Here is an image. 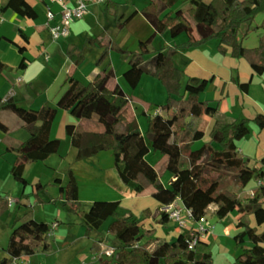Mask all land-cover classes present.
<instances>
[{
  "label": "trees",
  "instance_id": "trees-1",
  "mask_svg": "<svg viewBox=\"0 0 264 264\" xmlns=\"http://www.w3.org/2000/svg\"><path fill=\"white\" fill-rule=\"evenodd\" d=\"M180 1L186 3L180 6ZM9 8L23 17H37V11L28 0H6L0 12ZM259 12H264V0H149L141 13L153 31L140 43L138 50L129 52L112 41L109 47L130 55L129 63L138 64L146 74L157 78L167 91L166 102L147 117V127L142 132L137 120L127 114L130 97L126 91L118 83L112 87L107 84L114 76L111 67H104L90 81L82 80L74 73L68 74L55 104H43L33 110L37 122L24 121L17 126L25 129L28 136L5 147L6 152L12 151L16 155L10 173L23 185L20 198L32 194L38 203L60 201L63 210L79 215L86 236L109 220L107 230L115 238L117 251L112 258L100 256L97 264H215L210 249L187 247L185 240L191 238L193 232L189 229L182 230L173 241L155 237L148 246L138 245L141 238L139 217L131 210L121 211L120 200H94L87 209L80 210L78 182L71 168L67 170L66 184L59 187L61 196L40 197L39 192H45L48 187V183L40 181L33 184L30 193L24 192L28 185L24 176L26 165L44 161L60 148L61 139L51 136L58 109L68 110L78 118L96 115L104 125L103 132H86L72 122L65 125V133L76 148V159L111 150L121 180L131 186L135 194L150 192L159 201L156 213L162 224L169 218L161 206L177 199L190 209L193 221L205 215L210 204L217 206L219 217L235 208L237 231L234 239L241 251L230 264H264V228L260 231L257 228L264 223V185L255 187L252 195H242L253 178L262 175L263 168L251 163L250 156L243 154L237 145V141L250 132V119L231 117L217 104L207 132L205 113L209 100L202 99L201 93L213 76L184 79L182 68L175 64L170 54L159 59L152 49L157 33L176 34L182 30L187 38L176 48L198 46L216 39L221 52L229 50L235 58H244L251 65L264 67V36L259 37L257 45L248 47L243 39L249 31L241 34L242 26L251 24ZM136 13L134 9L116 25L124 27ZM22 35L27 39L24 33ZM85 42L90 46H103L96 37L86 38ZM107 49L106 46L97 63L105 58ZM67 53L75 66L85 59L83 46L70 43ZM8 67L0 58V74ZM231 80L242 92L248 90L251 82L250 79L241 81L237 73ZM10 128L0 118V129L7 132ZM162 135H168L163 142L159 141ZM151 150L162 155L157 165H152L146 158ZM261 161L264 163V157ZM166 172L172 178L164 183L161 177ZM251 215L256 225H251ZM28 216L26 212L13 219L5 247L7 255L0 260L1 264H11L23 255L52 250L49 224ZM247 238L250 246L244 245Z\"/></svg>",
  "mask_w": 264,
  "mask_h": 264
},
{
  "label": "crops",
  "instance_id": "crops-1",
  "mask_svg": "<svg viewBox=\"0 0 264 264\" xmlns=\"http://www.w3.org/2000/svg\"><path fill=\"white\" fill-rule=\"evenodd\" d=\"M28 1L37 11V17L35 18L23 17L11 8L0 12V35L3 36V39L0 41V58L9 66L0 74V95L2 97L0 102V118L11 126L9 131L5 132L6 135L17 130H22L21 138L25 139L28 136V132L17 126L24 121L37 122L33 110L38 109L43 104H55L65 87L63 83L68 74L74 73L79 77V74L82 73L84 80L90 81L104 67H111L114 71V76L107 83L108 86L112 87L118 83L130 97L127 107L129 118H135L142 110H145L151 116L160 108L159 105L155 107L153 113L148 112V107L145 105L142 106L141 99L134 97L136 90L144 92V85L146 86L150 83L147 78L148 76L138 64L129 63L130 55L121 54L109 47V42L112 41L129 52L138 50L140 43L153 31L152 25L141 13V9L148 4L149 0L90 1L85 14L72 21L68 34L57 39L51 37L49 25L58 22L60 19V11L64 7L74 6L77 0ZM5 2L6 0H0V7ZM185 3V1H180L179 5L182 6ZM49 9L55 13L54 19H48L47 10ZM134 9L137 10V13L124 27L119 28L116 25L117 22L122 21ZM138 18L144 22L145 28L149 32L147 35H141L133 29V21ZM250 25L248 23L244 24L243 32L249 31ZM106 26H114V33L110 34ZM22 33L27 36V39ZM181 33V31H178L176 34L166 32L163 34L157 33L152 41L154 53L158 55L159 59H162L166 53L170 54L175 64L182 68L184 79L190 76L200 78H210L213 76L212 81H210L201 93L202 99L209 100L205 113L207 132L211 128L213 112L217 104L219 108L231 117L249 118L250 132L246 137L238 140L237 145L243 154H259L260 162L253 163L256 166H262L264 169V164L261 161L262 157H264V67L251 65L244 58H235L230 55L229 50L221 52L217 46L218 41L216 39H212L198 46L176 48L175 46L177 44L185 41L187 38L185 34L184 38L177 39L178 35H182ZM95 37L103 46H90L85 42L86 38ZM159 37H163L164 39L167 37L165 43H157L156 40ZM70 43L83 46L85 59L78 66H75L73 60L67 53V47ZM106 46L108 47V51L105 58L100 63H97L98 58ZM90 51L94 55L93 65L86 68L87 54ZM115 53L121 55L120 59L123 66L120 73L113 63V55ZM235 73H237L241 81L251 80L247 91H240L237 85L231 80V77ZM127 88L132 91L131 94H129ZM131 112L133 117L130 116ZM9 116L15 118V121L3 119ZM59 120L64 124L63 128H65L67 123L72 122L86 132H103L105 129L96 115H93L91 118H78L68 110L58 109L51 126V136L61 139L60 148L57 153L50 155L46 160L36 161L26 165L24 176L28 181V185L25 187L24 192L30 193L33 190L31 186L40 181L41 183H48V187L51 185L57 186L58 194L56 197L61 196L59 187L66 184L68 180L67 170L71 168L78 182L80 210L87 209L88 204L94 200H120L121 211L131 210L139 217L141 223V238L137 242L138 245L148 246L155 237H162L168 241L176 239L179 233L185 228L180 227L175 221L170 219L165 224L159 223L160 215L156 213L159 201L150 192L135 194L133 188L121 180L115 168L111 150H102L96 155L76 159V148L70 143L71 146H68V153L62 152L63 140L70 141V139L69 136L68 139L64 136L66 134L65 130L64 135H60L61 133L57 135L53 134L54 126ZM139 127L144 132L147 125L142 127L139 124ZM167 138L168 135H162L159 141L163 142ZM24 139H19L18 141ZM200 143L201 141L197 142L195 146ZM150 154H156V163H153L149 159ZM159 154L160 152L155 151L154 153V150H151L146 158L152 165H157L162 159V155ZM11 156L10 163L15 159L16 155L11 154ZM57 175L62 176L60 183H57L53 179ZM170 178L172 176L166 172L161 177V180L167 183ZM251 186H253V180L251 181V185H248L243 192L246 193V190ZM20 194L19 198L15 200L16 207L14 208V212L9 214L6 219V224L8 226L10 225V228L15 216L29 212L27 209L28 206L33 208L32 214L36 216L34 213L35 206L37 204L43 205L42 203H38L32 194L22 198H20ZM39 195L40 197H44L43 191L39 192ZM7 197L8 195L6 194L0 195V199L2 198L4 200V202L0 203V216L5 210H8L9 207L14 205V202L11 205L8 204ZM61 201H64V199H61ZM176 202L178 206L183 207L179 199ZM3 203L6 205L2 206ZM46 205L48 204L46 203ZM49 207L51 208V206ZM217 209L215 204L208 206L205 215L210 221V225L200 237L201 243L197 245V249L198 246H202L203 248L201 250L210 249L212 254L216 251L218 256H223L222 264H230L240 252L232 241V236L237 231V212L234 214L235 208H232L227 211L224 217H219ZM41 211L43 212L44 218L49 217L51 220L42 219L39 221H45L49 224L52 238L55 237L54 230L65 227L66 230H69L67 232L68 235H66V246L75 243L78 238L71 236V229L75 224H80L78 214L71 219L69 217L67 218L64 214L66 211L58 206L49 214L43 209ZM229 213H233L230 219L232 224L225 226L223 221L225 218H228ZM250 219L251 225H256L252 215ZM80 225L84 231L83 225ZM192 225L190 224V226ZM9 235L10 233L5 235L4 243L0 244V260L7 255L5 247ZM84 236L86 235L84 234ZM86 237L93 240L90 244L91 251L95 249V242L98 245L104 243L100 238L101 234L95 231ZM224 240L227 243L224 244ZM100 256H104L102 250L95 249L88 262L90 264H97ZM31 257L32 255H23L17 260L28 263ZM11 264H14V262Z\"/></svg>",
  "mask_w": 264,
  "mask_h": 264
},
{
  "label": "rangeland",
  "instance_id": "rangeland-1",
  "mask_svg": "<svg viewBox=\"0 0 264 264\" xmlns=\"http://www.w3.org/2000/svg\"><path fill=\"white\" fill-rule=\"evenodd\" d=\"M133 24H134L133 29H135L139 34L147 35V33H149L147 31V29L145 28L144 22L140 21L139 18L135 19L133 21ZM106 27H107L108 32L110 34L114 33V26L113 27L112 26H106ZM243 29H244V26L241 29V34L243 33ZM181 32H182L181 33L182 35H178L177 39H181V38L185 37V32L182 30H181ZM166 33H168V32H166ZM122 34H124V32H122ZM260 36H264V12H259L255 16L253 22L250 25V30H249L247 36L243 39L244 45L248 46V47H252V46L257 45ZM159 38L156 40L157 43H160V42L165 43V40L167 39V37H166V39H164L163 37L160 39ZM120 56H121L120 54H116V53L113 55V61H114L113 63L116 65L119 73H120V70L122 69V66H123V63L121 62ZM93 59H94L93 53L91 51L88 52L87 61H86V64H87L86 68H88V66H90V65H93V62H92ZM147 76H148L147 78L149 79L150 83L147 84L146 86L144 85V88H143L144 92L136 90L134 92V95H135L134 97L141 99V102L143 103L142 106L145 105L146 107H148L147 108V110H149L148 112L153 113L156 106H159V105H161V103L164 104L166 102L167 91H166L165 87L162 85V83L157 78H155L151 75H148V74H147ZM79 77L84 80L82 73L79 74ZM127 89L129 91V94H131L132 91L129 88H127ZM138 89H140V88H138ZM130 116L133 117L132 112L130 113ZM148 116H150V115L147 112H144L142 110L141 112L138 113V115H136L135 119L137 120V122L142 127H145L147 125V117ZM1 117H6V116H1ZM3 119L4 120L7 119L9 121H15V118H12L11 116H9L8 118H3ZM63 125L64 124H62L61 120H59L54 126L53 134L57 135V134L61 133L60 135H64V128H63L64 126ZM22 132H23L22 130H17V131L10 133V134L8 133L6 135L5 131H2L0 129V195L6 194V195H8V197L13 198L14 200L19 198V194L21 193V191L23 189V185L19 181L15 180L10 173V167H11L10 161H11V157H12L11 154H15V153L12 151L6 152L5 147L9 143H13L14 141H18L19 139H24V138H21ZM64 136L67 137V139H68V135L65 134ZM68 146H71L70 141L69 140H67V141L63 140L62 149H61L63 153L64 152L68 153V151H69ZM3 151H4V153H2ZM154 153H155V151H154ZM159 155H161V153ZM245 155L250 156L251 163L260 162L259 154H245ZM255 155H257V156H255ZM149 159L153 163H156V160H157L156 154H150ZM165 178H166V176H165ZM53 179H55V181H57V183H60L62 176L57 175V177L53 178ZM250 185H251V183L249 184V186ZM31 187H33V185ZM57 194H58V187L57 186L55 187L53 185L49 186L48 189L45 192H43V195L46 198L56 197ZM242 195H247V194H245L243 192ZM42 204L43 205L37 204V206H35L36 209H35L34 213L36 216H33V214H32L33 208L28 206V208H27L29 210V212H28L29 216L28 217H32V218L34 217V219L36 217V219H38V220H42V219L50 220L49 217L44 218L43 212L41 210L43 209L46 211L47 214H49V213L53 212L52 210L56 206L61 207L60 201H58L57 203H54V202L47 203L48 205H46V203H42ZM49 206H51V208ZM15 207H16V203L14 201V205L9 207L8 210H5V212L3 214H1V216H0V244L4 243L5 235H8L10 233L9 231H11L10 225L8 226L6 224V219H7L9 214H12L14 212ZM236 212H237V210L235 209L234 214H236ZM64 214L67 216V218L69 217L70 219L73 217H76L75 213L72 214V213H66L65 212ZM232 216H233V213H231V214L229 213L228 218L224 219L223 224L225 226H230L232 224V222L230 221ZM108 222H109V220H107L105 223H103V225L98 230L95 231L96 233L101 234L100 238L102 241H104V243L102 245H98V243L95 242L94 246H95L96 250L101 249L103 251L106 247H110V246L115 247V243H114L115 238L112 235V233L107 230ZM80 224L79 223L75 224V226L71 229V236L78 238L75 241V243H73L70 246H66L67 245L66 235H68L67 232L69 230L68 229L66 230L65 227H60L58 230H54L55 237L52 238V245H53L52 250L49 251L48 253H37L35 255H32V257L29 259L28 263L29 264H90L88 261H90L91 254L93 253V251H95V249L92 251L90 250L91 249L90 244H91V242H93V240L91 238H87L86 236H84V234H83L84 231H83ZM258 228H259V230H262L264 228V223L259 225ZM235 233L232 236V241L234 243H236L235 239H234ZM225 243H227V241L224 240V244ZM244 245L245 246L251 245V242L248 238L246 239ZM235 247H236V245H235ZM202 248H203L202 246H198V250H201ZM237 250L241 251L239 248H237ZM101 257L102 258H109V257H104V256H101ZM212 257L214 259V262L215 261L217 262V263L215 262V264H222L223 256H218L216 254V251L212 254ZM216 258H217V260H216Z\"/></svg>",
  "mask_w": 264,
  "mask_h": 264
},
{
  "label": "built area",
  "instance_id": "built-area-1",
  "mask_svg": "<svg viewBox=\"0 0 264 264\" xmlns=\"http://www.w3.org/2000/svg\"><path fill=\"white\" fill-rule=\"evenodd\" d=\"M90 1L94 0H77L76 4L72 7H64L59 15L60 19L58 22L49 25V31L51 37L57 39L62 36H66L69 32L70 25L72 21L76 18L82 17L85 12L87 11V6ZM97 2H102L103 0H95ZM47 17L49 20L54 19L55 13L52 10H47ZM264 164V163H263ZM260 185H264V169L262 175L253 178V186L246 190L247 195H252L254 192V188ZM15 200L13 198L7 197V202L11 205ZM177 200L165 204L161 206V209L168 213V218L170 220L175 221L180 227L192 230L196 232V234H192L191 238H187L185 240L187 247L189 249H194L198 245V240L203 235V232L207 229L210 225V221L206 218V215H203L198 221H193L191 218V211L190 209L186 208L185 206L180 207L178 206ZM190 224H193L190 226ZM51 235V232L49 231ZM117 249L114 246H110L105 248L102 251V254L106 257L112 258L115 256ZM18 258L14 259V264H28L23 261H18Z\"/></svg>",
  "mask_w": 264,
  "mask_h": 264
}]
</instances>
